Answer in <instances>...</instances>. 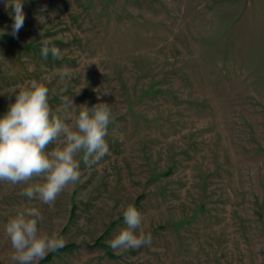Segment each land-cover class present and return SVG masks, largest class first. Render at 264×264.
Wrapping results in <instances>:
<instances>
[{
	"label": "rangeland",
	"instance_id": "obj_1",
	"mask_svg": "<svg viewBox=\"0 0 264 264\" xmlns=\"http://www.w3.org/2000/svg\"><path fill=\"white\" fill-rule=\"evenodd\" d=\"M5 3L0 116L46 77L53 110L65 95L114 121L109 154L81 161L54 205L0 184V264H13L6 222L32 206L65 240L39 264H264V0H23L16 36ZM46 38L58 57L41 56ZM129 204L152 243L115 251Z\"/></svg>",
	"mask_w": 264,
	"mask_h": 264
},
{
	"label": "clouds",
	"instance_id": "obj_2",
	"mask_svg": "<svg viewBox=\"0 0 264 264\" xmlns=\"http://www.w3.org/2000/svg\"><path fill=\"white\" fill-rule=\"evenodd\" d=\"M5 7L14 11L12 35L16 36L25 22L23 0H6ZM40 43L43 58L50 52L58 57L51 38ZM56 74L65 81L71 70L64 66ZM46 79L18 85L15 101L0 116V184L26 185L22 196L52 206L69 184L80 180L81 161L91 168L109 154L106 138L114 115L107 103L76 107L65 95L53 110L50 89L43 82ZM66 89L65 84L61 93ZM42 219L39 208L32 206L18 208L6 222L13 264H39L49 252L64 247L65 240L57 232L41 231ZM123 220L125 227L108 241L113 250L139 249L152 243L151 233L144 230V217L134 204L124 209Z\"/></svg>",
	"mask_w": 264,
	"mask_h": 264
},
{
	"label": "trees",
	"instance_id": "obj_3",
	"mask_svg": "<svg viewBox=\"0 0 264 264\" xmlns=\"http://www.w3.org/2000/svg\"><path fill=\"white\" fill-rule=\"evenodd\" d=\"M68 247H65V249H67ZM53 253V252H52ZM52 253H50L49 255H51ZM46 259H48V256L46 257Z\"/></svg>",
	"mask_w": 264,
	"mask_h": 264
}]
</instances>
